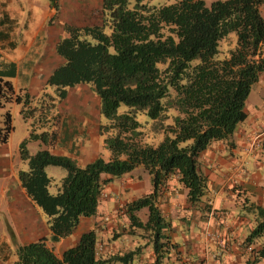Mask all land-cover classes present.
I'll list each match as a JSON object with an SVG mask.
<instances>
[{
    "label": "trees",
    "instance_id": "16d2710c",
    "mask_svg": "<svg viewBox=\"0 0 264 264\" xmlns=\"http://www.w3.org/2000/svg\"><path fill=\"white\" fill-rule=\"evenodd\" d=\"M129 1L100 0L99 24L65 22L54 45L61 62L49 72L40 91L32 93L27 88L16 90L11 79L16 64L6 56L21 42L22 34L16 33L20 23L9 9L12 1L0 0V107L16 101L21 104V116L30 122L19 149L28 167L18 171V179L45 214L52 241L71 234L81 217L97 212L109 180L142 165L150 174L151 190L120 207L127 217L124 229L151 245L153 258L145 264H171L173 255L180 259L181 248L172 239L160 197L173 180L191 204L206 202L202 197L208 177L198 157L210 142L230 138L246 117V99L264 71L260 11L264 0H214L209 5L204 0H175L159 6L141 0L129 6ZM49 3L55 6L56 0ZM230 31L236 33L235 47L224 58H215L220 39ZM194 59L198 61L192 63ZM79 83L98 96L103 117L99 132L111 156L98 155L79 165L73 157L47 146L29 153L28 141L47 145L56 137L58 106L68 87ZM122 102L129 109L118 112ZM169 108L178 112L165 125L172 135L155 145L143 143L136 112L158 118ZM12 129L7 109L0 143L8 141ZM49 164L67 170L55 193L49 190L53 179L45 170ZM251 207L256 217L247 240L264 235V205ZM97 241L94 229L85 230L58 255L45 238H39L17 245L10 264H136L133 257L140 246L104 257ZM251 253L245 264L264 256V243Z\"/></svg>",
    "mask_w": 264,
    "mask_h": 264
},
{
    "label": "crops",
    "instance_id": "0c3cea01",
    "mask_svg": "<svg viewBox=\"0 0 264 264\" xmlns=\"http://www.w3.org/2000/svg\"><path fill=\"white\" fill-rule=\"evenodd\" d=\"M42 18L33 35L36 43L24 39L22 32L19 44L25 47V54L18 56V62L6 56L16 64L15 75L11 79L18 77V89L27 88L32 93L40 91L49 72L61 62L54 45L62 34V25L65 22L99 24L102 20L100 0H56L55 6L47 2L43 4ZM19 44L16 43L11 52ZM22 56L30 58L23 60ZM22 64L26 67L22 68ZM20 75H23L22 81L19 80ZM258 80L263 89L260 100L253 101L248 94L246 117L238 123L231 137L210 142L199 154L208 177L207 191L202 197L206 202L191 204L184 189L177 188L173 180L160 197V206L171 223L172 239L181 248L180 259L173 255L171 264H182L183 261L185 264H245L252 258L247 245L257 249L264 243L262 236L247 240L256 217L251 204L264 205V71ZM58 111V134L43 146L54 153L73 157L79 165L98 156L100 138L103 140L99 132L103 117L99 113L98 96L85 83L70 86ZM4 144L0 143V193L7 197L3 216L9 237L1 233L4 224L0 220V264H10L15 259L17 245L39 238H45L47 245L60 255L88 229L95 230L97 250L102 256L140 246L133 262L145 264L151 261V245H144L147 239L125 231L127 217L119 204L151 190L150 187L141 193L133 191L142 182L134 180L133 169L105 184L102 192L108 191L109 194L101 196L95 214L81 217L71 234L52 241L45 214L26 195L19 179L15 175L8 182L2 179V174L10 173L12 168ZM144 174L145 169L139 175L143 177ZM147 176L150 180L148 172ZM254 264H264V256Z\"/></svg>",
    "mask_w": 264,
    "mask_h": 264
},
{
    "label": "rangeland",
    "instance_id": "374dc122",
    "mask_svg": "<svg viewBox=\"0 0 264 264\" xmlns=\"http://www.w3.org/2000/svg\"><path fill=\"white\" fill-rule=\"evenodd\" d=\"M10 3V11L18 16L20 25L18 26V32L22 33L24 39H28L30 42L33 40L34 44L36 43L37 39H33V35L35 34L36 27L41 23L43 20L42 14H43V4H46L49 2V0H11ZM175 0H141V2H144L150 6L156 5H162V4H169L174 2ZM214 0H204V2L209 5ZM135 0L129 1V6H132L134 4ZM260 11L264 16V6L261 5ZM108 31V27L106 28ZM236 45V33L235 31H230L227 33L224 37H222L218 44V52L215 54V58L221 59L225 56L229 55L230 50L233 49ZM36 47V45H35ZM25 48V47H24ZM23 45L15 48V50L11 53H8V57L16 60L18 62V56L24 55ZM31 54L32 52H28ZM23 60L29 59L30 57H23ZM198 59L192 60V63L197 62ZM160 67H163V63L158 64ZM26 67L25 64H22V68ZM27 69V68H26ZM26 69H23L24 72ZM23 75H20L19 80L22 81ZM12 81L15 85L16 90H18V77L12 78ZM262 86L261 82L258 80L256 85L252 87L250 92V98L253 101H259L261 94H262ZM173 95V92L170 91V96ZM169 95L162 97L161 101L165 102L168 99ZM21 104L16 101L7 102L4 106L0 107V125H3V114L8 109L11 113V122L13 124V129L9 135L8 141L3 145L4 149L6 150V154L9 155L10 158V164H11V170L10 173L7 172L6 174H2V179L6 182L11 179L12 175H15L18 178V171L20 169H27L28 164L27 160L22 159L20 156V143L21 141L27 137L29 130H30V122L28 120H25L20 113ZM129 106L125 103H120L118 107V112H123L125 110H128ZM177 110L174 108L167 109L162 116L158 118H153L150 115H148L145 111L138 110L136 112V119L139 122L137 130H139L140 138L143 143H149V144H157L160 140H162L167 134L172 135L171 132H169L165 125L173 122V116L177 114ZM43 146V143L40 140H30L27 143V149L29 153L36 152L40 147ZM99 156L104 157L105 159H108L111 156V151L109 147L106 145L104 140L100 138L99 145ZM46 172L48 175H52L53 177L52 181L49 184V190L52 193H55L58 191V187L60 184V179L67 173V170L59 165H53L49 164L46 165ZM142 168V169H141ZM143 169H145L142 165H139L138 167H135L132 171L135 177L134 180H140L142 181L140 184V187L137 189H133V191L137 190V193H141V191H146V189L150 188L151 180H148L147 176V170L146 174L141 177L139 175L142 173ZM118 180V178L116 179ZM106 196H108V191H106ZM142 195V194H141ZM129 197V196H128ZM127 197V198H128ZM130 198V197H129ZM7 203V197L5 193H0V220L4 224V228L1 229V233L9 237L7 227L5 226V220L3 213H5V205ZM121 203H124L121 201ZM120 204V202H119ZM260 237V236H259ZM262 238L264 239V235H262Z\"/></svg>",
    "mask_w": 264,
    "mask_h": 264
},
{
    "label": "built area",
    "instance_id": "2783aa9c",
    "mask_svg": "<svg viewBox=\"0 0 264 264\" xmlns=\"http://www.w3.org/2000/svg\"><path fill=\"white\" fill-rule=\"evenodd\" d=\"M107 193L106 192H101V196H105ZM120 206H123V203H120ZM220 244L221 245H225L223 242L220 241ZM247 249L248 251L252 252L253 251V248L250 246V245H247ZM218 255V254H216Z\"/></svg>",
    "mask_w": 264,
    "mask_h": 264
}]
</instances>
